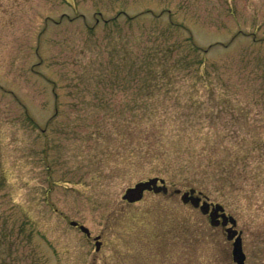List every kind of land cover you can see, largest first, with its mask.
<instances>
[{
	"label": "rangeland",
	"instance_id": "rangeland-1",
	"mask_svg": "<svg viewBox=\"0 0 264 264\" xmlns=\"http://www.w3.org/2000/svg\"><path fill=\"white\" fill-rule=\"evenodd\" d=\"M176 188L264 264V0H0V264H236Z\"/></svg>",
	"mask_w": 264,
	"mask_h": 264
},
{
	"label": "water",
	"instance_id": "water-1",
	"mask_svg": "<svg viewBox=\"0 0 264 264\" xmlns=\"http://www.w3.org/2000/svg\"><path fill=\"white\" fill-rule=\"evenodd\" d=\"M160 182V184H157ZM144 190H153L154 192H167V187L164 184V179L159 177H151L146 180L138 181L133 186L126 188L122 199L129 202L138 200L142 197ZM175 193H180V199L183 203H190L193 207L199 208L201 213L207 214L209 216V222L212 226L221 224L225 226L227 223L230 225L225 228L226 238L232 240V259L236 264H244L246 255L242 247L241 231L236 229V219L224 212L222 205L218 203H209L207 201L208 197L204 196V200L201 201V196L199 194H194L195 190L190 188L189 190L181 192L180 189H175ZM211 206V210H209ZM220 218V219H219ZM71 225L78 226L79 229L84 232L87 236H90L89 229L83 224H79L77 221L71 220ZM99 236H95V249L98 250L100 247Z\"/></svg>",
	"mask_w": 264,
	"mask_h": 264
},
{
	"label": "trees",
	"instance_id": "trees-1",
	"mask_svg": "<svg viewBox=\"0 0 264 264\" xmlns=\"http://www.w3.org/2000/svg\"><path fill=\"white\" fill-rule=\"evenodd\" d=\"M232 157H233V158H234V157L237 158L238 156H237V154L235 153V155H234V156H231V158H232ZM233 158H232V159H233ZM233 161H234V160H233ZM215 164H216V163H215ZM219 165H220V164H216L217 167H218ZM222 181H224V182H223V185H225V183H226V179L223 178Z\"/></svg>",
	"mask_w": 264,
	"mask_h": 264
}]
</instances>
